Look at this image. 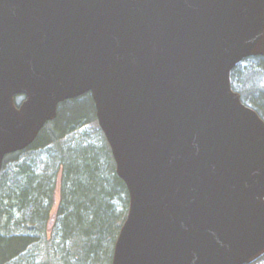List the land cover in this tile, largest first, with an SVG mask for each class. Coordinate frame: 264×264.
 <instances>
[{"label": "water", "instance_id": "water-1", "mask_svg": "<svg viewBox=\"0 0 264 264\" xmlns=\"http://www.w3.org/2000/svg\"><path fill=\"white\" fill-rule=\"evenodd\" d=\"M250 57L264 0H0V171L90 94L128 195L111 264H252L264 121L230 85Z\"/></svg>", "mask_w": 264, "mask_h": 264}, {"label": "trees", "instance_id": "trees-1", "mask_svg": "<svg viewBox=\"0 0 264 264\" xmlns=\"http://www.w3.org/2000/svg\"><path fill=\"white\" fill-rule=\"evenodd\" d=\"M263 79L264 58L261 57L245 59L230 73L233 91L240 94L243 102L249 101L248 97H252L253 109L264 120ZM82 99H87L93 105L89 96L85 95ZM74 102L76 101L70 104ZM68 105L66 103L59 105L57 118L52 123L54 126H50L52 124L45 126L30 147L4 158L0 172V192L4 186V169L14 162L13 159L31 154L45 147L47 143L57 142L64 134L88 119L81 112H68L65 107ZM106 148L110 159V169H107L109 163L104 162L106 166L103 165L99 159L100 154L97 152L76 154L70 156L69 166L65 165L68 163V161L65 162L66 158L63 164L58 165L54 172L48 175L49 168H47L45 171L47 173L41 176L39 181L36 180L38 183L34 178L35 183L27 179L22 186V194L18 196L20 199L18 207L16 206L17 198L12 200L15 204L13 207H17L18 212L25 211L29 219L27 224L36 227V231L42 232L50 227L61 230L65 242L79 248L85 264H87L86 261L99 264L111 263L113 246L127 214V191L124 183L116 176L108 145ZM25 165V170L22 168L21 170L25 172L27 169L31 172L30 163ZM58 175H60V187L57 196ZM117 201L121 202L123 207L118 213L115 212ZM55 208L56 211H54ZM5 215L9 219L12 213L4 208L2 217L6 221ZM51 219H53L52 223H50ZM31 243L32 240L12 233L0 237V264L17 257ZM252 264H264V255Z\"/></svg>", "mask_w": 264, "mask_h": 264}, {"label": "rangeland", "instance_id": "rangeland-1", "mask_svg": "<svg viewBox=\"0 0 264 264\" xmlns=\"http://www.w3.org/2000/svg\"><path fill=\"white\" fill-rule=\"evenodd\" d=\"M248 98L249 101L245 103L252 107V97ZM20 101L21 99H17V102ZM70 102H67L66 104L69 105L65 106L68 112H81L88 119L64 134L57 142L47 143L45 147L39 148L31 154L16 157L13 159L14 162L4 169V186L0 192V237L12 233L32 240V243L28 244L17 257L3 264H85L79 248L74 247L72 243L65 242L61 230L50 227V229L38 232L36 227L27 224L29 219L25 211L18 212L16 210L20 204L18 196L22 194L21 190H23L22 186H24L25 181L31 179L32 183H38L40 177L47 173L45 172L47 168H49L48 175L54 172L58 165L63 164L66 158L65 162L70 160V156L87 152L95 154L97 152L100 154L99 159L103 165L106 166L104 162L109 163L107 169H110V159L106 148L107 142L95 120L93 105L87 99L82 98L72 104ZM26 163H30L31 172L27 169L25 172L21 170V168L24 169ZM68 164L69 161L65 165ZM33 178L35 182H33ZM32 187L35 188V186ZM15 197L18 200L16 208L13 207L15 204L12 203ZM4 208L9 209L12 213L9 219L5 215L6 221L2 217V209ZM122 208L121 202L117 201L115 212H120ZM54 211H56V208ZM52 222L53 219L50 223ZM86 262L87 264H99Z\"/></svg>", "mask_w": 264, "mask_h": 264}, {"label": "flooded vegetation", "instance_id": "flooded-vegetation-1", "mask_svg": "<svg viewBox=\"0 0 264 264\" xmlns=\"http://www.w3.org/2000/svg\"><path fill=\"white\" fill-rule=\"evenodd\" d=\"M85 96V95H84ZM87 96H89V98H91L90 97V95L89 94H87ZM83 97V96H82ZM82 97H79V98H77V99H74V100H71V102L72 101H76V100H78V99H80V98H82ZM92 100V99H91ZM70 102V101H69ZM93 103V102H92ZM93 107H94V104H93ZM94 116H95V109H94ZM54 123V122H53Z\"/></svg>", "mask_w": 264, "mask_h": 264}, {"label": "bare ground", "instance_id": "bare-ground-1", "mask_svg": "<svg viewBox=\"0 0 264 264\" xmlns=\"http://www.w3.org/2000/svg\"><path fill=\"white\" fill-rule=\"evenodd\" d=\"M41 202H42V200H41Z\"/></svg>", "mask_w": 264, "mask_h": 264}]
</instances>
